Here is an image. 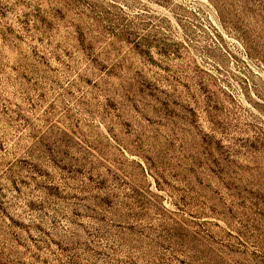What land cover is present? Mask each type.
I'll return each instance as SVG.
<instances>
[{
	"label": "rangeland",
	"instance_id": "rangeland-1",
	"mask_svg": "<svg viewBox=\"0 0 264 264\" xmlns=\"http://www.w3.org/2000/svg\"><path fill=\"white\" fill-rule=\"evenodd\" d=\"M0 264H264V0H0Z\"/></svg>",
	"mask_w": 264,
	"mask_h": 264
}]
</instances>
